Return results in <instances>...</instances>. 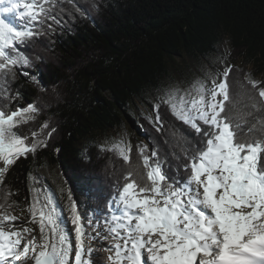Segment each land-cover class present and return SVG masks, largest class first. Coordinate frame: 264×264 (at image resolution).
Masks as SVG:
<instances>
[{
	"label": "trees",
	"instance_id": "16d2710c",
	"mask_svg": "<svg viewBox=\"0 0 264 264\" xmlns=\"http://www.w3.org/2000/svg\"><path fill=\"white\" fill-rule=\"evenodd\" d=\"M54 14L61 23L47 21L26 50L29 75L18 72L0 99L6 113L37 106L35 119L16 130L28 143L40 138L47 145L16 160L0 182V204H11L8 211L19 219H31L33 177L42 169L58 172L63 208L71 194L89 220L97 213L101 227L124 175L141 171L138 146L156 148L165 167L175 170L181 149L195 146V134L165 104L159 108L163 127L156 131L154 109L143 96L160 86L170 60L185 54L205 58L223 38L230 45V111L249 124L264 121V110L251 108L253 93L245 80L264 72V0H58ZM125 121L133 128L127 163L95 138Z\"/></svg>",
	"mask_w": 264,
	"mask_h": 264
},
{
	"label": "snow or ice",
	"instance_id": "6c2138e0",
	"mask_svg": "<svg viewBox=\"0 0 264 264\" xmlns=\"http://www.w3.org/2000/svg\"><path fill=\"white\" fill-rule=\"evenodd\" d=\"M56 3L0 0V99L8 95L18 72L29 75L25 69L32 60L26 50L43 34L41 27L49 20L61 23L54 14ZM13 14L19 23L8 19ZM47 26L50 29L52 24ZM231 72L232 67H226L218 74L222 79H213L211 86L200 82L198 100L181 96L177 103L173 90L153 106L156 131L163 127L159 108L165 104L172 116L194 132L195 146L181 149L175 170L165 167L167 160L156 148L138 146L141 171H128L120 190L108 200L106 228H100L99 220L95 225L89 220V226L96 228L89 236L69 194V231L53 196L33 189L37 195L28 211L29 222L39 225L41 242H37L33 229L6 230L14 228L19 218L8 211L11 204H0V264H98L92 260L89 239L99 241L109 253V264H264V121L249 124L232 115ZM245 80L253 93L251 108L264 110L261 82L250 76ZM38 112L32 103L10 113L0 108V161L4 164L0 182L16 160L36 152L37 141L28 143V137L16 129L34 120ZM43 127H48L47 122ZM53 131L47 133L49 138ZM31 135L35 138L37 133ZM131 150L130 145L127 152L121 149L126 163ZM109 238L114 243L104 246Z\"/></svg>",
	"mask_w": 264,
	"mask_h": 264
},
{
	"label": "rangeland",
	"instance_id": "374dc122",
	"mask_svg": "<svg viewBox=\"0 0 264 264\" xmlns=\"http://www.w3.org/2000/svg\"><path fill=\"white\" fill-rule=\"evenodd\" d=\"M8 19L13 20L14 22L16 20L14 14L8 16ZM229 52V42L226 38H223L216 46V51L205 58H194L193 56L185 54L182 57H176L173 60H170L168 75L162 80L158 88L150 89L145 92L143 96L144 100L149 106L153 107L157 104V98L163 97L164 99H167L168 95L173 90L175 91V102L177 103H179V98L181 96H183L186 100H198V87L200 82H204L208 86H211V81L213 79H216L217 81L222 79V76L218 74L223 73L224 69L230 66V63L225 58ZM250 70L251 67L248 66V71ZM253 80L260 81L261 83L259 87H264V72L254 76ZM138 105L147 114V107L141 105L140 103H138ZM22 124L24 123H21L20 125ZM132 130L133 128H131L128 122L125 121L123 127L118 128L117 130H110L106 134L96 135L95 138L97 139L100 146L104 148L114 147L121 156V149L127 152V147L129 145L131 146ZM135 135H137L136 132ZM35 140L39 144L35 152L37 153L43 148V146L40 144V141H42L40 138H35ZM143 143L146 144L147 142L143 140ZM3 167L4 164L2 161H0V168ZM58 177V172L52 168L42 169L36 172L33 177V184L31 187V198L33 202L34 197L37 195L33 189L51 194L55 200L57 208L63 211L65 225H68L70 231L72 227L68 222V207L70 202L68 201L67 205H65L66 207L63 208L62 197L59 191L61 186H59L60 181ZM79 212L84 219L86 231L89 233V236L95 234L96 228L89 226V219L85 214H83L82 209L79 208ZM95 216H97V213L92 218L93 225L96 223ZM13 224L14 228L6 230L22 231L24 227L33 229L32 235L36 236L37 242H41L38 223H31L29 221L25 222L23 218H20L18 221L13 222ZM106 227V225L103 227L100 226L101 229ZM104 234L108 235L107 232ZM111 243H114L111 238L103 241L104 246H107ZM87 244L94 249L92 255L93 261H100V264H109L107 259L109 253L105 250H102V245L99 241L89 239Z\"/></svg>",
	"mask_w": 264,
	"mask_h": 264
},
{
	"label": "bare ground",
	"instance_id": "6f19581e",
	"mask_svg": "<svg viewBox=\"0 0 264 264\" xmlns=\"http://www.w3.org/2000/svg\"><path fill=\"white\" fill-rule=\"evenodd\" d=\"M65 226H66V228H68V230H69V227H68V225H65ZM97 262H98V264H100V263H99L100 261H97Z\"/></svg>",
	"mask_w": 264,
	"mask_h": 264
}]
</instances>
